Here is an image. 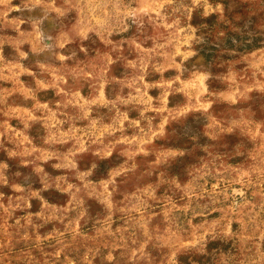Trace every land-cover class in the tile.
<instances>
[{
	"label": "rangeland",
	"instance_id": "1",
	"mask_svg": "<svg viewBox=\"0 0 264 264\" xmlns=\"http://www.w3.org/2000/svg\"><path fill=\"white\" fill-rule=\"evenodd\" d=\"M0 264H264V0H0Z\"/></svg>",
	"mask_w": 264,
	"mask_h": 264
}]
</instances>
